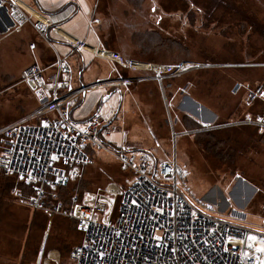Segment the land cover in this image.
<instances>
[{"label": "rangeland", "instance_id": "obj_1", "mask_svg": "<svg viewBox=\"0 0 264 264\" xmlns=\"http://www.w3.org/2000/svg\"><path fill=\"white\" fill-rule=\"evenodd\" d=\"M77 1L72 17L83 19L88 13L89 19L101 20L104 48L123 62L171 66L164 74L171 79L143 80L154 74L118 62V74L130 79L129 84L81 95L70 119L76 123L94 114L106 119L108 125L96 138L102 147L87 143L89 163L67 187L48 189L42 208L15 196L28 188L0 176V264H75L69 253L82 237L75 206L91 204L112 184L123 188L128 173L115 151L127 145L158 161L174 160L187 199L213 217L245 226L247 246L261 248L255 233L264 230V117L260 124L255 114L264 113V103L248 102L246 93L264 85V0ZM13 38L0 40V127L36 107L34 91L16 74L28 60L24 43ZM13 49L24 55H14ZM77 52L67 57L72 84L97 82L86 81L95 54L81 52L83 71ZM35 61L40 63L38 57ZM234 83L240 84L237 93ZM37 118L33 115L26 123ZM119 204V196L112 197L109 214L114 222Z\"/></svg>", "mask_w": 264, "mask_h": 264}, {"label": "built area", "instance_id": "obj_2", "mask_svg": "<svg viewBox=\"0 0 264 264\" xmlns=\"http://www.w3.org/2000/svg\"><path fill=\"white\" fill-rule=\"evenodd\" d=\"M0 6H6L18 23L26 19L19 0H0ZM73 10L75 7L67 15ZM33 25L43 37L50 27L59 32L52 17L47 21L38 18ZM67 39L73 50L86 47L76 38ZM90 50L132 70L153 69L154 76H144L143 80L159 79L173 69L161 64L155 69L133 60L123 62L116 52L105 48ZM53 64L54 71L46 78L37 64L22 72L21 79L44 95L33 113L37 121L26 123L31 115L0 127V174L28 188V192L18 191L15 196L34 209L44 206L48 189L67 187L79 177L90 161L88 142L102 147L96 138L108 121L94 114L79 128L70 119L73 104L89 89L130 83L126 77H116L74 89L72 67L66 57H57ZM256 99L264 103L263 84L246 93L248 102ZM263 117L257 116L255 122L261 124ZM116 156L122 171L128 173L123 188L112 184L91 204L75 206V224L82 234L69 253L75 264H264V252L247 246L249 231L245 226L213 217L187 199L180 190V169L174 160L158 161L144 150L120 149ZM117 195L120 204L114 222L109 212L112 197ZM132 200L137 203L132 204ZM255 234L264 242V230Z\"/></svg>", "mask_w": 264, "mask_h": 264}, {"label": "crops", "instance_id": "obj_3", "mask_svg": "<svg viewBox=\"0 0 264 264\" xmlns=\"http://www.w3.org/2000/svg\"><path fill=\"white\" fill-rule=\"evenodd\" d=\"M19 1L21 5L20 9L23 10V13L25 14V17H26L25 20L19 23L18 21L12 18L6 6H0V40H3L5 39V37H8V36H14L13 39H15L17 42L24 43V50L22 51L24 52L25 55L28 56V60L24 64V67L21 68L18 73H16L17 75L20 74L19 77L22 78V72L28 66L34 65V64H37L38 66H40L44 70L43 73L49 77V75L53 73L54 71L53 63L56 60V58L66 57V59L69 60L67 57L71 51H73V53L78 51L75 56V59L80 61L79 63L81 64V68L84 71L85 70V60H84L85 58L81 54L83 50L88 51L92 55L95 54L94 59L90 61V63L87 65L89 66L91 64V76L89 78H86L87 82H90L92 80H98V81L107 80V79H110L112 76H114L113 75L114 73L118 77L123 76L120 73L118 74V68L116 64L119 61L113 60L112 58H108V57L100 58L95 52L90 50L91 48L98 49V48L105 47L103 44V41L101 40L99 36V29H98L102 22H100L101 20H99L98 18L89 19L90 17L88 13L84 15L85 17L83 19L80 18V16L77 18L76 17L77 15L75 16V18L72 17L75 14V12H77V10L79 9L78 7L79 4L77 0H19ZM47 1L50 4L48 5L49 7H47L46 5ZM91 1L92 0H90V2ZM74 7H75V10H73V12L70 15H67V13ZM51 17L53 19V22H55V24L58 25L57 27L59 28V32H56L52 27H50L47 29L45 37H43L37 32L33 23L38 18L45 19L47 21ZM86 21L88 22L87 24H86ZM82 24L85 25L84 29L81 28ZM74 27L76 28V30L73 29ZM62 28H64L65 30ZM70 33L76 36L73 37L72 35H70ZM67 38H72V39L76 38L77 40L83 41L86 47L80 50L79 49L73 50L74 46L69 42ZM90 44L94 46L98 45V47L95 48L91 46ZM70 45H71V48H70ZM17 52L18 51L13 49L14 55L16 56L24 55L22 53H18L19 55H17ZM36 57L39 58L40 63L35 61ZM104 62H106L110 66L111 72L108 70V66H106L107 64L105 65ZM119 64L123 65L121 62H119ZM150 66L156 69L158 66H160V64H153ZM161 66H166V65H161ZM47 69L50 70V72L47 73ZM9 71H10V68L7 71L5 70L4 74L9 73ZM148 71L154 72L153 69H149ZM72 72H73V69H72ZM178 73L180 74V72ZM163 77L165 76L162 75L159 78V80H161ZM165 78H168L167 81L171 79L170 77H165ZM144 80H148V79H144ZM149 80H152V79H149ZM246 83L247 82H245V84ZM91 84H88V83L85 84L83 82H81V84H78L77 82H75V85L74 83L72 85L74 86V89H77L81 86L85 87ZM169 84H171V82H169ZM234 85L231 87L233 91L237 93L238 90L240 89V84L234 83ZM249 85L246 86V90L248 89ZM85 93L86 91L82 93V95H84ZM33 95H34V98H36V100L34 99L36 103V107L34 108V111L31 110V112L28 113V115L33 114L37 110V108L41 105V102L44 99V95L42 93H38L34 91ZM194 107L195 106L191 105L189 110L190 111L194 110ZM199 109L202 110L200 107ZM263 114H261V112H257L255 115L262 116ZM20 119H22V117H19L17 118V120H14L10 123L16 122ZM87 119L82 120V121L77 120L76 125L79 128H83L85 126V121ZM10 123H7V124H10ZM113 128L114 127H111L110 131H112ZM130 147L131 146L127 145L126 147L123 146V147H119L118 149L119 150L120 149L138 150V149H133ZM117 151L118 150H116L115 152Z\"/></svg>", "mask_w": 264, "mask_h": 264}, {"label": "snow or ice", "instance_id": "obj_4", "mask_svg": "<svg viewBox=\"0 0 264 264\" xmlns=\"http://www.w3.org/2000/svg\"><path fill=\"white\" fill-rule=\"evenodd\" d=\"M262 131H264V129H262ZM52 158H53V159H56L55 156H53ZM29 175H30V174H29ZM22 178H23V177H22ZM131 202H132V204H136V203H137L136 200H132ZM158 239H159V237H158ZM249 239H255V237H249ZM258 251L264 252V242H262V246H261V248L258 249ZM101 255H102V254H101Z\"/></svg>", "mask_w": 264, "mask_h": 264}, {"label": "trees", "instance_id": "obj_5", "mask_svg": "<svg viewBox=\"0 0 264 264\" xmlns=\"http://www.w3.org/2000/svg\"><path fill=\"white\" fill-rule=\"evenodd\" d=\"M152 72V71H151ZM153 73V72H152ZM0 176L2 177V178H11V177H8V176H3L2 174H0ZM15 180V179H14ZM20 185V184H19ZM22 186V185H21ZM23 187V186H22ZM24 188V187H23ZM26 190V189H25ZM23 193H26L25 191L23 192Z\"/></svg>", "mask_w": 264, "mask_h": 264}]
</instances>
